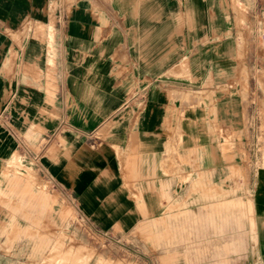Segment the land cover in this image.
Returning a JSON list of instances; mask_svg holds the SVG:
<instances>
[{"label": "crops", "instance_id": "1", "mask_svg": "<svg viewBox=\"0 0 264 264\" xmlns=\"http://www.w3.org/2000/svg\"><path fill=\"white\" fill-rule=\"evenodd\" d=\"M232 7L0 0V244L26 212L57 223L61 205L124 236L178 204L230 249L209 264H264V141L240 92ZM250 211L255 252L244 239L231 251Z\"/></svg>", "mask_w": 264, "mask_h": 264}, {"label": "rangeland", "instance_id": "2", "mask_svg": "<svg viewBox=\"0 0 264 264\" xmlns=\"http://www.w3.org/2000/svg\"><path fill=\"white\" fill-rule=\"evenodd\" d=\"M257 1L232 0V8L236 25L242 28L238 33L240 92L245 108L252 112L250 123L259 126L258 140L264 141V66L259 65L260 56L264 61V14L259 15ZM243 135L248 137L247 131L237 134L238 146L248 161L250 154ZM11 167L16 172L23 171L19 162ZM182 206L180 209L178 204L171 205L153 223L124 236L103 231L61 205L57 223L52 221L50 213L26 212L21 216L23 225L12 226L0 244V264H209L212 261L206 257L212 250L230 251L226 246L212 249L214 245L210 241L211 235H217L215 230L208 228V235L202 234L195 227L192 208ZM249 214L251 226L234 229L235 245L231 251L239 252L244 239L245 245L249 242L250 252H255L253 213L245 212L242 216L247 219ZM163 256L167 257L165 261Z\"/></svg>", "mask_w": 264, "mask_h": 264}]
</instances>
